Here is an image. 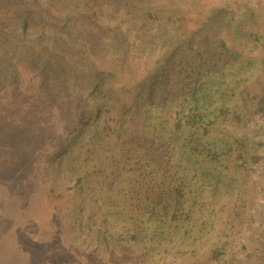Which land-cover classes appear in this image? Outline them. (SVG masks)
I'll return each mask as SVG.
<instances>
[{
    "label": "trees",
    "instance_id": "obj_1",
    "mask_svg": "<svg viewBox=\"0 0 264 264\" xmlns=\"http://www.w3.org/2000/svg\"><path fill=\"white\" fill-rule=\"evenodd\" d=\"M209 1L0 0V80L38 72L50 168L127 261L264 264L263 5Z\"/></svg>",
    "mask_w": 264,
    "mask_h": 264
},
{
    "label": "rangeland",
    "instance_id": "obj_2",
    "mask_svg": "<svg viewBox=\"0 0 264 264\" xmlns=\"http://www.w3.org/2000/svg\"><path fill=\"white\" fill-rule=\"evenodd\" d=\"M228 1L245 12L244 18L239 16L241 21L250 15L255 1L264 10V0ZM39 77L35 69H29L21 79L13 76L4 84L0 80V264H153L155 259L127 261L119 251L114 253L113 243L109 246L111 226L102 227L96 221L86 228L78 225L81 219L87 220L80 214L87 215L88 210L80 209V194L65 195L50 168L54 149L58 151L67 140L53 136L58 128L51 131L49 100H41L39 91L46 96L48 90L45 85V90L40 88ZM227 205L235 210L234 202ZM127 239L129 235L118 240Z\"/></svg>",
    "mask_w": 264,
    "mask_h": 264
}]
</instances>
